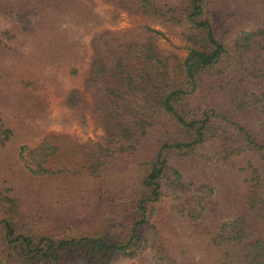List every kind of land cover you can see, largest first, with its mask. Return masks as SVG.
I'll list each match as a JSON object with an SVG mask.
<instances>
[{"label": "trees", "instance_id": "1", "mask_svg": "<svg viewBox=\"0 0 264 264\" xmlns=\"http://www.w3.org/2000/svg\"><path fill=\"white\" fill-rule=\"evenodd\" d=\"M0 264H264V0H0Z\"/></svg>", "mask_w": 264, "mask_h": 264}, {"label": "rangeland", "instance_id": "2", "mask_svg": "<svg viewBox=\"0 0 264 264\" xmlns=\"http://www.w3.org/2000/svg\"><path fill=\"white\" fill-rule=\"evenodd\" d=\"M99 8L104 9L105 6L99 5L98 9ZM145 26L156 28L164 32L165 37L160 41L163 48L172 49L181 53L183 52V44L177 37L138 16L123 13L119 16L116 24L109 29L112 31L137 33ZM80 83L81 77L76 78L69 85H76L78 87ZM46 95V100L48 103V115L39 123L41 132L45 131L60 134H70L79 143L95 141L101 135V129L97 125L88 107L83 113V123L80 124L79 120L70 117L68 111L61 105V98L59 96L52 94V92H48ZM182 238L184 241L187 240L183 236ZM193 257H196L194 253ZM195 261L196 260L194 259V262Z\"/></svg>", "mask_w": 264, "mask_h": 264}]
</instances>
